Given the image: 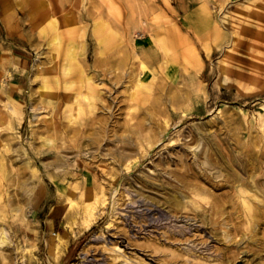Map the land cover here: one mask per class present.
I'll use <instances>...</instances> for the list:
<instances>
[{
  "label": "rangeland",
  "instance_id": "1",
  "mask_svg": "<svg viewBox=\"0 0 264 264\" xmlns=\"http://www.w3.org/2000/svg\"><path fill=\"white\" fill-rule=\"evenodd\" d=\"M242 2L0 0V264H264L260 189L253 219L238 184L179 180L185 165L218 180L221 156L264 187V0ZM62 179L109 196L89 229L65 223Z\"/></svg>",
  "mask_w": 264,
  "mask_h": 264
},
{
  "label": "bare ground",
  "instance_id": "2",
  "mask_svg": "<svg viewBox=\"0 0 264 264\" xmlns=\"http://www.w3.org/2000/svg\"><path fill=\"white\" fill-rule=\"evenodd\" d=\"M239 2V1H238ZM250 0H243L242 4H246L249 3ZM254 4V3H253ZM249 5V4H248ZM254 6V5H253ZM165 8V7H164ZM167 8V7H166ZM247 8V7H246ZM251 8V7H250ZM248 8V9H250ZM261 7H259L260 10ZM256 10V11H257ZM161 11V10H160ZM257 13V12H256ZM255 14V12H254ZM260 14V12L258 13ZM257 14V15H258ZM253 15V13H252ZM255 16V15H254ZM199 17V16H197ZM206 20V19H204ZM239 20V19H238ZM241 20V19H240ZM207 21V20H206ZM203 22V21H202ZM232 26V25H231ZM231 38H233V40H238L239 38L236 36V34L234 35L233 32L231 34ZM186 41V40H185ZM232 43V42H231ZM236 45V44H233ZM233 47V46H232ZM231 47V49H233ZM237 47V46H236ZM235 47V49H236ZM240 47V46H239ZM225 48V47H224ZM238 48V47H237ZM234 49V50H235ZM244 49V48H243ZM228 50V48H227ZM237 50V49H236ZM241 50V49H240ZM242 51V50H241ZM231 52V51H230ZM234 52V51H233ZM227 52H225L223 54V58H227ZM195 72L200 74L202 72V60L200 59V57L198 55H196V60H195ZM226 59H222L220 61V68L222 70H226L225 66L227 64ZM142 68L145 67L144 63H141ZM246 69V70H245ZM249 70H254V68L248 67V66H244L243 63L239 62L237 64V86L239 87H246V88H255L257 86V80L258 77L256 74L252 75L249 79L251 81H247L246 77H245V71H249ZM225 73V72H224ZM228 79V78H227ZM223 80V79H222ZM221 80V83H223L225 86H229V82L227 80ZM58 81V80H57ZM142 79H138V84L142 83ZM69 87V86H68ZM96 89V88H93ZM53 91V90H52ZM59 91V90H58ZM251 91V90H250ZM52 94H49V97L51 98L53 96V92H51ZM87 93V92H86ZM85 93V94H86ZM98 93V92H97ZM247 93V92H246ZM65 94V93H64ZM58 95V94H56ZM89 95V94H88ZM73 96V94H72ZM93 97H96V93L93 94ZM60 98V97H59ZM86 98V96L84 97V99ZM88 98V97H87ZM91 98V97H90ZM71 99V98H70ZM98 99V98H97ZM75 100V99H74ZM60 101V100H59ZM76 101V100H75ZM78 101V98H77ZM89 101V99H88ZM99 101V100H98ZM70 102V100H69ZM78 104V102H76ZM83 104V103H82ZM95 104V103H94ZM98 105V104H97ZM72 106V105H71ZM74 109V108H73ZM71 112V111H70ZM69 116V115H68ZM76 122V120H75ZM71 126V125H70ZM87 139V138H85ZM86 141V140H85ZM89 142V140H88ZM77 147V146H76ZM81 147V146H80ZM146 150V149H145ZM146 152V151H145ZM62 155V154H61ZM25 156V155H24ZM20 157V156H19ZM18 157V158H19ZM68 157V156H67ZM29 159V158H28ZM33 160V159H32ZM117 160V159H116ZM195 160V158H194ZM30 161V160H29ZM52 161V160H51ZM3 162V161H2ZM41 162V161H40ZM135 162V161H134ZM194 162V161H193ZM208 163H210L211 165H215V167L221 168L220 164H225V168H226V174H223L221 177L217 180L216 176L210 175L211 173H208L206 169L201 168L202 171L199 170H195L193 169L192 171H188L189 170V166L187 167V165H185V167H183L185 170L183 172H181V174L179 175V180H181V182L184 185H189L192 184L195 186V192L197 194L200 193H204L206 192V187L202 184L199 183V181H202L206 184H208L209 186H211L213 189H222L225 187H228L230 189L232 188H236L237 186H241V188H239L237 190V193L234 196H237L239 198H243L242 202L245 205V207L247 208L248 212L250 213V218H255L257 215V212H255V208L252 204V202L250 201L251 197L253 198H257L254 197L253 194H250L247 189L249 190H255V189H260L261 193L263 195V200H264V187H262V184L257 182V180L253 179V174L250 172L254 166L252 164H242L241 168H240V173H238L237 171L233 170L232 166H230L229 160L224 159L221 156H218L217 160H213L211 161V159L207 160ZM23 163V161H22ZM34 163V162H33ZM193 164V163H192ZM191 164V165H192ZM44 165V164H43ZM50 165V164H48ZM195 165V164H194ZM195 167V166H194ZM211 168V167H210ZM59 170V168H57ZM223 169V168H222ZM2 171V170H1ZM12 172V171H11ZM250 172V173H249ZM62 173V171H61ZM64 173V172H63ZM214 173V172H213ZM30 175V174H29ZM62 175V174H61ZM66 177V176H64ZM63 181L65 179H62ZM113 181V180H112ZM118 181V180H117ZM147 181V180H146ZM52 183V182H51ZM65 189H66V197L68 198L69 201V205L68 208H66L65 210L62 211V217L65 221V223L67 225H69L71 228L73 227H77L79 231L82 230H86L89 229L92 224L95 222L97 216L99 214L102 213L103 209H100L98 211H96L98 205H101L102 208L106 205L107 201L110 200L109 196L107 197L104 189L101 185L98 186V191H95L92 186L90 185L89 181H85V184L87 185V187L84 188V191L79 192V194L77 193V190L80 188L79 186V182H75V183H68L65 182ZM36 184V183H35ZM34 184V186H35ZM235 184H238L237 186ZM31 186V185H30ZM141 188V187H140ZM238 188V187H237ZM28 192V191H27ZM233 196V198H234ZM249 197L246 198V197ZM21 198V197H20ZM25 200V199H23ZM237 201V200H236ZM50 213V212H49ZM216 214L220 213V210H215ZM55 215V214H54ZM198 215V214H196ZM202 217H205V214H202ZM48 216V215H47ZM207 216V215H206ZM208 220V219H207ZM109 226L111 225V221H108L107 223ZM4 231H2V229H0V235L3 234ZM74 236V235H73ZM0 240V243L3 244L5 243V239L3 238ZM76 238V237H75ZM54 239L56 242H54ZM52 239L50 242V248H49V252H54L55 256H54V261H57L59 256L61 255L62 252V248L64 246V244L66 243V240L63 238V236L60 233H53L52 235ZM97 239V235H95L92 239L91 242H95V240ZM88 245V244H87ZM1 248V247H0ZM11 248V247H10ZM28 248H26L27 250ZM114 250L119 251V255L122 256L123 260L125 261H130L129 257L125 256V254H123V250L118 247V246H114L113 247ZM1 251V250H0ZM85 252V251H83ZM118 255V256H119ZM114 256V255H113ZM117 257V256H116ZM120 257V256H119ZM118 257V258H119ZM53 259V258H52ZM140 261V260H139ZM144 261V260H143ZM145 263V262H144ZM148 263V262H147ZM59 264V263H58ZM139 264H143V262H139Z\"/></svg>",
  "mask_w": 264,
  "mask_h": 264
},
{
  "label": "crops",
  "instance_id": "3",
  "mask_svg": "<svg viewBox=\"0 0 264 264\" xmlns=\"http://www.w3.org/2000/svg\"><path fill=\"white\" fill-rule=\"evenodd\" d=\"M2 44H0L1 47ZM49 228H51L52 230H55V224H54V220L52 219L51 224L48 225ZM61 264V263H60Z\"/></svg>",
  "mask_w": 264,
  "mask_h": 264
}]
</instances>
